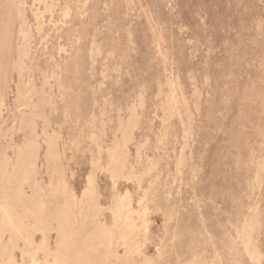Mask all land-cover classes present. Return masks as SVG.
Here are the masks:
<instances>
[{
	"label": "rangeland",
	"instance_id": "1",
	"mask_svg": "<svg viewBox=\"0 0 264 264\" xmlns=\"http://www.w3.org/2000/svg\"><path fill=\"white\" fill-rule=\"evenodd\" d=\"M0 264H264V0H0Z\"/></svg>",
	"mask_w": 264,
	"mask_h": 264
}]
</instances>
